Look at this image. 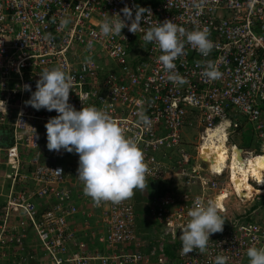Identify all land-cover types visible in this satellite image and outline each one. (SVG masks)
<instances>
[{
  "label": "built area",
  "instance_id": "built-area-1",
  "mask_svg": "<svg viewBox=\"0 0 264 264\" xmlns=\"http://www.w3.org/2000/svg\"><path fill=\"white\" fill-rule=\"evenodd\" d=\"M125 6L133 8V17L137 7L147 9L144 31L167 19L186 30L208 31L214 43L209 56L188 45L175 61L187 83L166 81L158 62L162 53L143 42L144 31L125 27L118 36L102 34V20L123 17ZM64 18L71 22L61 27ZM209 62L219 79L205 75ZM57 65L74 78L71 104L107 110L137 139L148 167L145 185L153 189L172 179L176 191L147 196L146 214L160 225L159 244L148 240L145 226L138 230L144 214L134 195L97 205L77 177L79 155L47 148L45 125L58 113L27 105L31 92L22 89L30 84L35 91L39 73ZM140 110L152 119L151 127L138 123ZM220 125L228 144L231 136L248 135L247 147L229 144L244 159L264 155V0H0V264H214L219 255L227 264H249L248 248L264 246V221L250 212L264 198V182L252 173L246 180L250 197L239 194L232 176L227 181L238 204L249 207L229 214L220 206L223 231L212 234L204 253H182L179 235L194 200L226 195V204L229 198L227 187L203 176L211 173L202 149L207 132ZM189 128L198 130L195 154L187 148ZM230 162L216 175L230 172ZM78 202L89 204V211L75 227L73 218L83 208ZM94 242L105 246L92 247ZM167 250L174 256L168 258Z\"/></svg>",
  "mask_w": 264,
  "mask_h": 264
},
{
  "label": "clouds",
  "instance_id": "clouds-1",
  "mask_svg": "<svg viewBox=\"0 0 264 264\" xmlns=\"http://www.w3.org/2000/svg\"><path fill=\"white\" fill-rule=\"evenodd\" d=\"M146 10L144 7H137L133 17V8L125 6L122 9L123 17L120 13H116L102 20L100 24L102 34L118 36L123 34L122 30L125 27H128L132 33L144 31L141 21L145 20L146 23H149L144 15ZM128 21L131 23L129 24ZM70 22L69 18L62 19L61 27H66ZM142 39L144 43H154L158 46L162 53L158 57V62L163 66L166 81L174 85L187 83L177 71L175 63L184 54L186 46H192L204 57L209 56L214 47L206 29L186 30L171 19L160 21L158 24H150L144 31ZM93 47V42L89 41L87 48L91 50ZM39 75L35 91H32L30 84L23 85L22 90L31 92L30 99L26 101V104L36 110L46 109L49 112L55 110L58 113L51 117L45 125L47 148L50 151L74 152L79 155L77 177L83 183L84 195L91 197L99 205L102 201L120 203L130 198L134 190L137 189L144 192L148 167L137 139L128 135L126 129L107 110L94 105L87 107L84 105L82 109L78 110L71 104L69 97L70 91L74 87V78L64 66L57 65L50 69H44ZM205 75L215 80L220 78L221 73L213 63L209 62L205 68ZM137 117L139 124L151 127L152 119L144 110L138 111ZM55 171L60 174L62 170ZM205 173L211 175L207 176L208 178L212 177L218 180L220 185L222 178L229 181L231 176L229 171H225L222 176L204 172L205 178ZM200 183L199 181L193 190L199 192L201 190ZM149 187L151 188V186ZM221 187L223 186L221 185ZM184 188L186 190V186ZM163 189L165 188L163 187ZM175 189L177 190V188ZM151 190L146 193L147 196L160 192H155V188ZM226 192L229 195L227 202L230 196L237 199L235 194L231 193L229 184ZM146 195L140 197L145 205L148 203ZM226 204L223 201V205L226 206ZM254 205L255 203L252 207ZM220 213L218 199L210 198L205 202L197 197L194 200L193 206L188 212L190 219L181 228L182 233L179 235L183 254L188 255L194 249L201 254L206 251L212 234L223 231L225 220ZM247 256L249 264H264V246L249 247ZM227 260L226 256L219 255L214 264H227Z\"/></svg>",
  "mask_w": 264,
  "mask_h": 264
},
{
  "label": "bare ground",
  "instance_id": "bare-ground-1",
  "mask_svg": "<svg viewBox=\"0 0 264 264\" xmlns=\"http://www.w3.org/2000/svg\"><path fill=\"white\" fill-rule=\"evenodd\" d=\"M207 136V141L202 149L204 159L209 162L211 173L218 174L222 172L227 165L228 159L230 158V165L232 167L231 176L238 192L241 193L248 190L246 193L247 196L250 197V193L253 188L246 181L247 176L252 173L257 176L261 182H264V155L250 157L248 158L250 161L244 159L241 152L237 148L231 149L228 145L224 125H220L217 128L209 130L207 132ZM251 159L258 161L259 165L253 163ZM258 169H260L259 172ZM165 180L169 179L166 177L163 181ZM170 182H172V179H170Z\"/></svg>",
  "mask_w": 264,
  "mask_h": 264
},
{
  "label": "rangeland",
  "instance_id": "rangeland-1",
  "mask_svg": "<svg viewBox=\"0 0 264 264\" xmlns=\"http://www.w3.org/2000/svg\"><path fill=\"white\" fill-rule=\"evenodd\" d=\"M186 133H187L186 139L188 141H191L192 140L191 141L192 144L191 145H188L187 148H188L189 152H191L192 154H195V151H194L195 150V146H196L195 144H196V142L198 140L194 139V137L198 135V130L189 128V129H187V132ZM247 136L248 135H244V134L231 136L230 137L229 144H232L234 141H238L240 143V145H242L244 147H247L248 146L247 145V141L248 140L246 139ZM234 148H237V147H234ZM247 160H249V159H247ZM251 161L253 163H255V164H258L259 163L258 161L254 160V159H251ZM229 170H230V174L232 175V167H229ZM259 170L260 169H258V172H259ZM205 175L206 176H211L208 173H205ZM169 181H170V179H169ZM220 181H221V185L223 187L224 186L225 187L228 186L226 178H222ZM134 192L138 195L140 193V190L137 189V190H134ZM225 196L226 195H222V196H220L222 198H220V197L217 198L219 200V202H220V205H222L223 197H225ZM255 204H257V203H255ZM139 207H140V211H143L144 212V204L139 205ZM248 207H249L248 204H242V203L241 204H238V200H235L233 196H230V199L228 200V202L226 204V210L229 212V214H231V212L233 214H236L238 212H242L243 210H246ZM255 219H257L258 221H264V208H262V209L259 210L258 215L255 217ZM149 224L150 223H148V225ZM152 224H153V222H152ZM145 225L146 224L144 222H142L140 224V226H139V229L141 227H144ZM159 228H160V226H159V223L158 222H156L155 225L148 226L147 227V230L150 232V234H147V236H149L147 238L150 239V240H154V239L158 238L159 234H156L155 233V230L156 229L159 230ZM151 243L153 244L154 242H151ZM156 243L159 244L158 242H156ZM99 244H101V243H99ZM101 245L102 246H105V244H101Z\"/></svg>",
  "mask_w": 264,
  "mask_h": 264
},
{
  "label": "crops",
  "instance_id": "crops-1",
  "mask_svg": "<svg viewBox=\"0 0 264 264\" xmlns=\"http://www.w3.org/2000/svg\"><path fill=\"white\" fill-rule=\"evenodd\" d=\"M238 142V141H237ZM239 143V142H238ZM54 156H52L51 158H50V160L51 161H54V162H56V161H61L62 159H61V157H59V156H56V158H54ZM169 179V178H168ZM154 186H157V189H156V187H154ZM153 187L156 189L155 190V192H161L162 191V188L163 187H165V189H167V191H176V189L175 188H173L172 186H173V182H170L169 180H165V181H163V180H161V181H158V182H156L155 183V185H154ZM151 190V188L149 187V186H147V185H145V188L143 189V191L144 192H142L141 190H140V193L137 195L135 192L133 193V195H134V201H135V203H136V205H137V207H138V210L140 209V207H139V205H141V204H144V201H142L141 199H140V197L141 196H145L146 195V193L147 192H149ZM151 193L153 192L152 190L150 191ZM147 196V195H146ZM151 196V195H150ZM79 203V205L81 204L82 206H83V208H82V210H80L79 211V213L78 214H76L75 216H74V225L73 226H82L83 225V223L86 221V215H85V212H88L89 211V208H88V206H89V204H86V203H84V202H78ZM149 207V204H144V211H146V208H148ZM143 212V211H142ZM145 219V220H144ZM144 223L146 224L145 225V229H144V231H143V233H145V232H149L148 230H147V227L148 226H151V225H155L156 224V222L154 223L153 221H151L150 220V218H148V216H147V214L144 212ZM151 221V222H150ZM91 222H92V224H93V226H94V224H95V220L94 219H91ZM152 222H153V224H152ZM148 223H150L149 225H148ZM160 226V225H159ZM95 227V229H96V226H94ZM94 228H93V230H95ZM159 230H160V228H159ZM159 230H155V232H157V231H159ZM90 231H92V230H90ZM96 231V230H95ZM89 234V233H88ZM99 233H97V235H98ZM147 237V236H146ZM86 238V237H85ZM92 247H94V246H98V247H102V245L101 244H99L98 242H94V245H91ZM91 247V248H92ZM104 247V246H103Z\"/></svg>",
  "mask_w": 264,
  "mask_h": 264
},
{
  "label": "trees",
  "instance_id": "trees-1",
  "mask_svg": "<svg viewBox=\"0 0 264 264\" xmlns=\"http://www.w3.org/2000/svg\"><path fill=\"white\" fill-rule=\"evenodd\" d=\"M245 193L246 192H241V193H239L241 196H245ZM247 195V194H246ZM222 204H223V202H222ZM262 208H264V198H263V200H261L260 202H258L257 204H255L253 207H252V209H251V213H252V216L254 217L255 215H257L258 214V212H259V210L260 209H262ZM139 212L140 213H143L144 214V212L146 213V211H144V212H142V211H140V209H139ZM145 220V219H144ZM143 220V221H144ZM138 230L140 231V229H139V227H138ZM156 233V232H155ZM143 236V235H142ZM146 236H143V238H145ZM158 240H159V238H157ZM157 239H155L154 240V242H156L157 241ZM149 240V239H148ZM158 242V241H157ZM166 256L168 257V258H170V257H173L174 256V253L173 252H171V251H169V250H167L166 251ZM159 259V258H158Z\"/></svg>",
  "mask_w": 264,
  "mask_h": 264
},
{
  "label": "water",
  "instance_id": "water-1",
  "mask_svg": "<svg viewBox=\"0 0 264 264\" xmlns=\"http://www.w3.org/2000/svg\"><path fill=\"white\" fill-rule=\"evenodd\" d=\"M239 149H240V148H239ZM239 149H238V150H239ZM239 151H241V150H239Z\"/></svg>",
  "mask_w": 264,
  "mask_h": 264
},
{
  "label": "flooded vegetation",
  "instance_id": "flooded-vegetation-1",
  "mask_svg": "<svg viewBox=\"0 0 264 264\" xmlns=\"http://www.w3.org/2000/svg\"><path fill=\"white\" fill-rule=\"evenodd\" d=\"M165 188V187H164Z\"/></svg>",
  "mask_w": 264,
  "mask_h": 264
}]
</instances>
